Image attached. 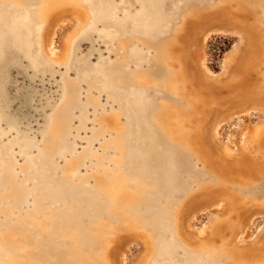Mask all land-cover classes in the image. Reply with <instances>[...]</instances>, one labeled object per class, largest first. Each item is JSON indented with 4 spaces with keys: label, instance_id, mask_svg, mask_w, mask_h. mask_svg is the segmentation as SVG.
<instances>
[{
    "label": "bare ground",
    "instance_id": "bare-ground-1",
    "mask_svg": "<svg viewBox=\"0 0 264 264\" xmlns=\"http://www.w3.org/2000/svg\"><path fill=\"white\" fill-rule=\"evenodd\" d=\"M79 1V21L87 20L89 13L91 23L102 18L105 30L100 37L116 42L120 51L119 61L101 63L106 71L97 74L99 79L93 84L110 91L117 103V114L111 120L118 115L119 121L110 125L119 130L117 144L122 154L117 162L121 172L99 177L101 189L89 188L83 181L72 183L66 174L58 180L54 177L57 172L53 159L73 148L65 130L71 116L76 108L85 112L92 104L90 100L79 103L78 82L65 83L64 105L53 115L47 135L54 138L50 143L54 148H43L36 159H29L28 173L33 172L31 179L36 186L26 190L24 183L16 184L11 175L12 163H0V192L5 188L18 191L2 194L1 199L23 205L30 195L39 192L38 202L50 204L39 221L34 220L35 215L16 221L6 216L0 221V264H119L112 243L121 231L129 232L145 224L155 235L149 245L157 248L152 264H179L176 257L181 250L183 259L190 260L182 264H245L253 259L259 260L256 264H264V245L256 251L243 252L236 239L246 201L264 202V184L260 189L246 188L264 177V165L237 167L239 161L233 162L218 151L207 128L219 106L230 103L226 99L230 95L220 96V84L238 90L236 94L241 98L243 95L264 100V75L257 77L256 87L242 86L246 73L240 75L238 83L225 80L224 84L201 73L192 58V44L213 19L229 18L228 15L248 20L251 15L254 19L250 27L241 23L238 27L260 49L259 62L264 71V0H120L118 4L114 0H28L31 8L0 2V20L9 12L14 14L12 27L27 30L26 54L37 67L49 66L45 52L47 43L53 44V21L62 7ZM138 4L141 9L132 12ZM204 5L209 9L203 10ZM136 39L146 42L150 50L139 47L142 43ZM217 120L214 118L213 126ZM14 144H4L6 159ZM23 147L27 151L28 147ZM194 160L200 162V168ZM185 174L201 180L195 190H190L192 179L181 182ZM245 189L253 190L245 194L247 200L242 197ZM222 195L232 196L227 200L231 213L219 225L217 238L198 242L187 231V209L199 197ZM58 199L69 201L75 211L65 206L53 211L59 205ZM136 207L147 212L152 221L143 213L133 215ZM99 215L108 219L83 229L86 220H97ZM34 221L39 226L38 237L30 233L34 226H29ZM64 222L68 226L57 225ZM71 226L81 233L68 231ZM62 232L60 241L68 248L56 246L57 233ZM199 247L204 251H196Z\"/></svg>",
    "mask_w": 264,
    "mask_h": 264
},
{
    "label": "rangeland",
    "instance_id": "rangeland-1",
    "mask_svg": "<svg viewBox=\"0 0 264 264\" xmlns=\"http://www.w3.org/2000/svg\"><path fill=\"white\" fill-rule=\"evenodd\" d=\"M0 2L32 7L31 4H28V0H0ZM118 2L120 0H114V4H118ZM81 3V1L73 2V4L62 7L63 10L57 14L58 19L55 17L57 20L54 19L53 21V25L55 24L52 26L53 44L51 45L48 42L45 52L46 60L53 66L52 72L37 73L31 63H27V58L24 55L18 59V62L8 61L4 66L0 65V74L2 70L8 73L7 82L5 81L7 98L2 99L7 114H4L2 122L0 120L1 144L11 141L17 143L11 148L12 152L8 159L3 158L1 160L12 163V178L16 184L24 183V189L26 190L36 186L34 179H31L33 172L28 173L29 159H36L38 151L43 148H52L50 143L53 142L54 138H49L47 135L54 121L52 120L53 115L64 105L62 104L65 93L64 87L65 83L69 81L78 82L79 92L77 95L80 99L79 103L84 104L90 100L89 102H92L93 105L91 104L85 112L76 108L69 124L67 127L65 126L67 142L73 148L65 155L53 159L52 165L57 172L53 174L54 177L58 180L66 174L71 178L72 183L77 184L83 181L89 188L101 189L99 177L105 173H109L111 176L121 172L120 166H118L119 162H117L121 159L122 154V148L117 144L119 130L118 126L110 125L119 121L118 115L114 121L111 120V117L117 114V103L111 97L110 91L101 90L93 84L99 78L86 77L71 66V62L78 55H86L87 60L92 65L96 63H103L104 65L113 63L121 59L120 51H118L116 42H110L100 37V33L105 29L103 24L93 27L92 30L95 35H92L90 39L81 37L82 31L92 27L90 13L87 15V20L79 21L76 5L79 6ZM169 5L170 3H167L166 7ZM85 8L87 9L86 6H84ZM202 8H205L203 10L209 9L206 5ZM140 9L141 6L136 5L132 12H138ZM250 16H248L250 19L247 20L239 16L230 17L227 15L231 20L225 17L223 18L226 21L225 23L222 18L213 19L208 23L207 28L205 27L206 29L199 34L197 42L192 44V58L201 73L204 72L207 77L209 76L212 80L224 84L226 83L225 80L238 83L240 75L246 73L247 77L241 80L243 82H240L242 86L256 87L257 77L264 75V71L261 69L263 66L259 62L261 51L255 44L250 43V37L248 35V37L244 36L238 27L240 23L250 27L254 19L253 16ZM243 20H245V23ZM228 21H232V23L229 25ZM261 27H264V25L262 24ZM138 39H136L138 44H144L139 47H144L146 42L140 43ZM71 40L75 45L73 56L68 60L67 54L71 47ZM91 45L93 50L88 51ZM146 46L144 49L150 50ZM246 64L247 66H245ZM146 68L147 66L142 67V69ZM218 90L222 97L230 95L226 98L230 100V103L221 105L222 108L219 106V112L215 113L216 116L213 115L207 126L214 144L219 149L218 151L226 153L233 162L239 161L236 166L240 168L249 164L264 165V100L252 99L250 96L243 98V95L241 98L236 94L238 90H233L221 84ZM1 114L0 119H2ZM216 117L218 120L213 126V120ZM22 141L34 143L33 148L29 151L24 150L23 146L18 145ZM194 162L199 168L201 167L199 161L194 160ZM185 179H192L189 182L190 190H195L201 181L197 180L195 176L192 177L186 174L181 182ZM263 184L264 177L246 188L256 187L260 189ZM247 189H245L244 196H242L244 200H247L246 195L253 191ZM6 193L17 194L18 191L15 192L11 188H5L1 190L0 196ZM38 196L39 192L33 193L27 199L28 201L21 203L23 205L0 198V221L4 220L6 216L8 220L10 218L9 221H16L27 216L32 218L34 215L37 216L34 220L38 218V221L41 220L42 216L47 214H44L45 211L43 210L48 209L50 204L38 202ZM231 198L230 195L206 196L199 197L191 203L186 211V227L195 240L204 242L218 237V234H220L219 225L231 213L230 203L227 201ZM57 201L59 205L53 211L62 208V206L71 207L70 209L73 212L75 211V206H71L69 201L63 199ZM246 202V208L243 210L239 224L241 225V232L236 235V239L243 252H252L264 245V202L260 200ZM9 206H11V209L7 210ZM40 207L42 210H40ZM143 212L144 210L136 207L132 214L136 215ZM143 214L148 221H152L147 212ZM107 219L106 216L99 215L97 220H86L83 229L92 228L100 220ZM36 223L34 221L33 224L30 223V226L27 224L29 227L34 226L30 232L31 236L34 234V237H38L37 229L39 226ZM57 225L68 226L66 222ZM68 231L81 233L73 226L68 227ZM64 233H57V247L68 248V244L63 245L60 241V238L64 237L62 235ZM119 236L112 243L115 258L119 264H152L154 262L153 254L157 248L155 246L153 249L149 245L151 246L153 243L155 235L146 224L139 226L137 229L133 227L129 232L121 231ZM168 238L169 236L166 239ZM28 246L32 247L33 244ZM196 251L201 252L204 250L199 247ZM182 255L184 254L181 250L176 257L178 263L181 262L179 264L190 261L189 259H183ZM258 261L253 259L246 261L245 264H256Z\"/></svg>",
    "mask_w": 264,
    "mask_h": 264
},
{
    "label": "flooded vegetation",
    "instance_id": "flooded-vegetation-1",
    "mask_svg": "<svg viewBox=\"0 0 264 264\" xmlns=\"http://www.w3.org/2000/svg\"><path fill=\"white\" fill-rule=\"evenodd\" d=\"M140 5V4H138ZM141 6V5H140ZM103 11H106L103 9ZM14 14L12 15L10 12L8 15L4 16L0 20V65L4 66L8 61H11L12 63L18 62V59L21 58L23 55L28 59H26L27 63H31V66L35 69L37 73H45V72H52L53 66L50 64L49 66H41L37 67V64H33L32 58L29 57L26 52L29 50V43L28 46H26L24 37L27 35L26 28L22 29V31L14 29L13 26V19ZM92 27L87 28L84 32H81V37L90 39V37L95 35L93 33V27L96 25L103 24L102 18L94 19L91 23ZM105 28V27H104ZM105 30V29H104ZM102 30V32L104 31ZM101 32V33H102ZM100 33V34H101ZM74 42L71 44L68 60L71 56H73V48H74ZM93 50V46H89V50ZM72 67H75L80 74H84L86 77H96L97 74H104L105 73V66L101 65V63H96L95 65H92L87 60L86 55H78L74 58V60L71 62ZM69 68V67H67ZM8 78L7 71L2 70L0 74V114H1V122L4 120V116L7 114V110L5 109V104L2 103V99L7 98L6 94V84L5 81ZM99 78V77H97ZM7 82V81H6ZM5 114V115H4ZM2 143V138L0 137V163L1 159L6 158V155L4 154V144ZM15 144H17L15 142ZM14 144V145H15ZM19 146H27V151L31 150L34 146V143L29 141H22L18 143ZM13 147V146H12ZM12 152V151H11Z\"/></svg>",
    "mask_w": 264,
    "mask_h": 264
}]
</instances>
